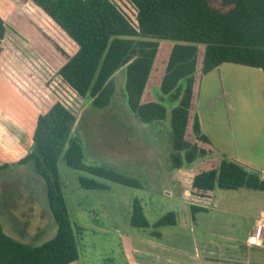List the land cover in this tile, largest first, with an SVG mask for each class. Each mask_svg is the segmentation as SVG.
Segmentation results:
<instances>
[{
	"label": "trees",
	"instance_id": "trees-1",
	"mask_svg": "<svg viewBox=\"0 0 264 264\" xmlns=\"http://www.w3.org/2000/svg\"><path fill=\"white\" fill-rule=\"evenodd\" d=\"M10 1L11 28L93 107L110 106L119 71L125 72L128 108L143 124L167 118L152 89L176 103L171 113L172 164L187 201L208 202L216 189L264 193L258 173L219 156L197 113L201 79L221 65L256 68L264 75V0H127L136 11V25L112 0ZM6 32L0 17V76L38 113L32 151L18 165L32 166L44 180L57 232L34 246L8 236L0 223V264H73L80 259V242L63 197L60 161L92 177L79 178L84 190L108 189L93 178L140 185L114 171L86 165L76 116L33 74L11 61L3 46ZM9 169L0 164V177ZM191 210L193 215L205 212L196 206ZM129 224L151 227L139 200L132 205ZM176 225V214L169 213L153 228ZM153 235L161 238L159 232Z\"/></svg>",
	"mask_w": 264,
	"mask_h": 264
},
{
	"label": "rangeland",
	"instance_id": "rangeland-1",
	"mask_svg": "<svg viewBox=\"0 0 264 264\" xmlns=\"http://www.w3.org/2000/svg\"><path fill=\"white\" fill-rule=\"evenodd\" d=\"M112 1L131 23L136 25V11L127 0ZM13 8V4L1 8L8 29L3 46L11 61L33 74L76 116V128L83 144L86 165L114 171L140 185L133 188L93 178L106 185L108 189L84 190L80 188L79 178L92 177L71 170L60 161L63 197L74 233L80 242L79 264H125L122 251L124 238L148 236L150 239L160 240L153 235L155 232L162 235L165 243L191 252L201 234L194 232L193 214L186 209L189 204L183 198L184 186L175 176L176 170L172 164L174 147L171 113L176 103H171L169 98L158 95L156 88L152 89L154 99L165 106L167 118L165 121L143 124L128 108L124 91L125 72L119 71L114 77L115 95L110 106L105 109L93 107L62 82L30 49L26 38L11 28L9 19ZM7 91L13 92L0 77V103L6 100L5 102L9 104L7 102L9 101L15 109V114L23 122L30 121L32 118L28 114L34 113L28 108V104L24 102L27 107L23 103L29 110L20 104L19 98L16 102L14 96H10ZM262 106L264 79L259 69L223 64L201 79L197 113L202 121L203 132L209 137L219 156L223 155L240 164L239 158L246 157L250 145L252 149L257 148L254 157L262 159L264 143L255 145L252 141L250 144L248 138L243 140L244 136L240 133L249 136L248 134L254 131H264V120L248 115L243 127V121H240L239 116L242 109L247 111L248 107L260 109ZM256 114L260 116L261 112L256 111ZM198 165L199 162L193 167ZM214 192L217 210L221 213L217 214L219 216L215 219L219 223L225 220L224 197L239 195L264 197L263 192L245 189L238 191L216 189ZM45 195V182L35 176V172L20 173L9 169L2 174L0 223L4 232L37 245L51 239L55 235L56 227L48 234L40 232L42 226L53 221ZM136 200L142 203L144 214L151 226L149 229L133 228L129 224L132 205ZM6 201L9 205L3 204ZM262 201L264 204V200ZM226 202L230 203V200ZM238 203L252 210L250 212L234 207L236 211L233 213L240 214L242 219L240 217L238 219L242 221L241 225L244 227L247 218L254 214L253 206L262 203L258 200L249 201L248 198L236 201L237 205ZM169 213L176 214L178 224L174 227L154 229L153 225ZM186 219L187 224L184 222Z\"/></svg>",
	"mask_w": 264,
	"mask_h": 264
},
{
	"label": "crops",
	"instance_id": "crops-1",
	"mask_svg": "<svg viewBox=\"0 0 264 264\" xmlns=\"http://www.w3.org/2000/svg\"><path fill=\"white\" fill-rule=\"evenodd\" d=\"M8 4L12 5L13 3L10 0H0V17L4 21L5 19L1 14V8H4L6 5L8 6ZM7 33L8 29L6 35ZM7 85L13 91H7L8 94L10 96H14L16 102H18L17 98H19L20 104L22 106L26 107V104H28L29 107H27L31 108L30 110L34 113V115L28 114V116H30L32 119L30 121H26L25 123L15 114V109L12 107V105H10L9 101H7L9 104L5 102L6 100L0 103V164L10 165V170L14 172H35L32 166L18 165V163L32 151L33 136L37 125L38 113L8 83ZM23 103L26 106L23 105ZM250 111L251 113H249ZM256 111L261 112V115L258 116ZM248 115H252L255 118L261 117L262 120H264V106H262L260 109H257L256 107H248L247 111L242 109L239 116L240 121H243V127H245L244 124L246 123V118H248ZM240 134L244 136L243 140H246L247 137L250 144L252 141L255 143V145L264 143V131H254L248 134L249 136H246L247 134L244 135V133ZM247 151L248 152L245 158H239L240 164L244 165L249 170L258 173L264 180V156L260 160L256 159L254 154L257 152V148L252 149L250 145H248ZM35 176L40 178L36 172ZM175 176L178 177L177 173ZM215 196V192H213L212 199L208 200V202L195 204L192 202L189 203V201L186 200L185 195H183L184 200H186L189 204V207H186V209L190 210L191 214L192 206L205 209V212H198L192 216V222L194 223L193 227L195 230L194 232L200 233L201 237H196L197 239L194 244V249L191 252L165 243L162 240V235L161 238H159L160 240H155L152 238L150 239L148 236H141L136 239L124 238L122 251L125 257V264H264V229L261 235V246H253L249 242L250 238L255 234L257 227L259 225L264 226V204L262 201L264 200V197H246L242 195L236 197H224L225 200L223 214L225 215V220L222 223H219L215 220L221 214L217 210L218 206L216 204ZM45 198L48 202L47 191ZM246 198H248L249 201L253 200L257 202L258 200L262 204L253 206L254 214L250 218H247V223L243 227L241 225L242 221L238 219L240 214H235L233 211H236L234 207L237 206L239 209L241 208L242 210H249L251 212L252 210L250 208L244 207L239 203L238 205L236 204V201L240 202ZM227 200H230V203L226 202ZM7 202L8 201L3 204L9 205V202ZM231 202H234L235 204ZM243 218L246 217L243 216ZM54 222L55 221L53 218L52 223L48 222L46 225L42 226V231L40 232L48 234L53 231L54 227H56L57 232V226ZM184 222L187 224V219ZM26 234H28L27 231ZM11 236L12 235H10V237ZM13 237L14 236H12V238ZM14 239L25 244L34 246L41 245L22 241L16 237H14ZM73 264H79V261Z\"/></svg>",
	"mask_w": 264,
	"mask_h": 264
},
{
	"label": "built area",
	"instance_id": "built-area-1",
	"mask_svg": "<svg viewBox=\"0 0 264 264\" xmlns=\"http://www.w3.org/2000/svg\"><path fill=\"white\" fill-rule=\"evenodd\" d=\"M263 229H264L263 225H259L257 227L255 234L249 240L251 245L257 246V247L262 245L261 235H262Z\"/></svg>",
	"mask_w": 264,
	"mask_h": 264
},
{
	"label": "flooded vegetation",
	"instance_id": "flooded-vegetation-1",
	"mask_svg": "<svg viewBox=\"0 0 264 264\" xmlns=\"http://www.w3.org/2000/svg\"><path fill=\"white\" fill-rule=\"evenodd\" d=\"M49 204V203H48Z\"/></svg>",
	"mask_w": 264,
	"mask_h": 264
}]
</instances>
